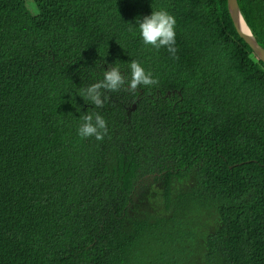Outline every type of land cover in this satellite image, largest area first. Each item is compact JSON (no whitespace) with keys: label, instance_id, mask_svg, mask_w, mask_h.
<instances>
[{"label":"trees","instance_id":"1","mask_svg":"<svg viewBox=\"0 0 264 264\" xmlns=\"http://www.w3.org/2000/svg\"><path fill=\"white\" fill-rule=\"evenodd\" d=\"M33 1L0 0V264H264V62L227 0ZM159 8L174 54L139 38ZM132 59L154 85L76 94Z\"/></svg>","mask_w":264,"mask_h":264},{"label":"clouds","instance_id":"2","mask_svg":"<svg viewBox=\"0 0 264 264\" xmlns=\"http://www.w3.org/2000/svg\"><path fill=\"white\" fill-rule=\"evenodd\" d=\"M28 7L32 11L36 10L33 4H29ZM175 23L174 16L163 8L151 9L149 14L135 18V25L142 43L154 49L164 47L170 54L176 51L174 46ZM155 83L156 79L151 72L147 71L140 62L132 59L127 65V75L111 63L106 70L104 69L101 80L88 84L76 94L85 102L102 107L108 99L102 94V90L116 92L124 87L128 90H135L138 85L151 86ZM79 119L81 123L76 129L79 137H94L96 140H101L106 134V121L99 113L85 111L83 115H79Z\"/></svg>","mask_w":264,"mask_h":264},{"label":"water","instance_id":"3","mask_svg":"<svg viewBox=\"0 0 264 264\" xmlns=\"http://www.w3.org/2000/svg\"><path fill=\"white\" fill-rule=\"evenodd\" d=\"M227 6L237 32L247 42V44H249V46L253 49L257 57L264 62V47L258 42L257 38L253 35L249 25L243 17L238 1L227 0ZM135 106L136 104H134L133 107Z\"/></svg>","mask_w":264,"mask_h":264},{"label":"rangeland","instance_id":"4","mask_svg":"<svg viewBox=\"0 0 264 264\" xmlns=\"http://www.w3.org/2000/svg\"><path fill=\"white\" fill-rule=\"evenodd\" d=\"M29 4H33V5L35 6V9H36V10H35V11H32V10L28 7ZM26 5H27L28 9L31 11L32 14H37V13H38L37 5L35 4V2H34L33 0H26Z\"/></svg>","mask_w":264,"mask_h":264},{"label":"flooded vegetation","instance_id":"5","mask_svg":"<svg viewBox=\"0 0 264 264\" xmlns=\"http://www.w3.org/2000/svg\"><path fill=\"white\" fill-rule=\"evenodd\" d=\"M147 198V197H146Z\"/></svg>","mask_w":264,"mask_h":264}]
</instances>
